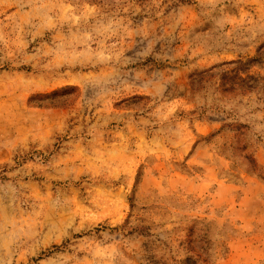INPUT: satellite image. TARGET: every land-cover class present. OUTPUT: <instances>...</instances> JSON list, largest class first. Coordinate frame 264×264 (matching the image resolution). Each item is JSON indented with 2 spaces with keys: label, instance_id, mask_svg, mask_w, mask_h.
Masks as SVG:
<instances>
[{
  "label": "rangeland",
  "instance_id": "1",
  "mask_svg": "<svg viewBox=\"0 0 264 264\" xmlns=\"http://www.w3.org/2000/svg\"><path fill=\"white\" fill-rule=\"evenodd\" d=\"M264 0H0V264H264Z\"/></svg>",
  "mask_w": 264,
  "mask_h": 264
},
{
  "label": "trees",
  "instance_id": "2",
  "mask_svg": "<svg viewBox=\"0 0 264 264\" xmlns=\"http://www.w3.org/2000/svg\"><path fill=\"white\" fill-rule=\"evenodd\" d=\"M263 59H264V47L262 46L258 49L257 56L253 58H249L246 63L247 65L259 64L262 62Z\"/></svg>",
  "mask_w": 264,
  "mask_h": 264
}]
</instances>
